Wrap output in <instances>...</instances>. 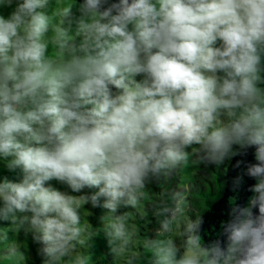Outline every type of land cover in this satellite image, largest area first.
Listing matches in <instances>:
<instances>
[{
  "label": "clouds",
  "instance_id": "9594fccd",
  "mask_svg": "<svg viewBox=\"0 0 264 264\" xmlns=\"http://www.w3.org/2000/svg\"><path fill=\"white\" fill-rule=\"evenodd\" d=\"M0 9H11L0 12V160L19 172L0 181V221L10 222L0 259L26 264L9 237L23 231L42 245L43 264H92L84 249L97 232L82 223L91 203L108 210L113 264H264V0H0ZM253 147L252 195L231 201L222 238L205 241L183 191L151 199L154 238L120 212L143 209L154 174ZM53 180L98 191L71 195Z\"/></svg>",
  "mask_w": 264,
  "mask_h": 264
},
{
  "label": "trees",
  "instance_id": "16d2710c",
  "mask_svg": "<svg viewBox=\"0 0 264 264\" xmlns=\"http://www.w3.org/2000/svg\"><path fill=\"white\" fill-rule=\"evenodd\" d=\"M254 152L253 147L246 152L241 151V154L231 159H226L220 165L206 163L207 166L195 175L192 183L185 181L179 172H173L168 176L154 174L148 185L150 200L141 210L131 209L136 217V225L140 228L144 224L151 231H155L159 225L153 215L151 199L170 198L174 193L183 191L188 194V202L191 206L189 210L194 213V217L197 213L203 215L204 224L201 234L205 241L222 238L219 237L221 225L229 219L231 201L235 199L237 203L246 205L249 196L252 195L249 188L256 183V180L245 173L248 164L256 163ZM238 161L240 166L236 167ZM241 175L244 177L242 186L233 190V181ZM207 184L211 186V189H208ZM185 186H188V189ZM102 208L96 207L95 211L99 212ZM99 232L98 237L104 236L102 230Z\"/></svg>",
  "mask_w": 264,
  "mask_h": 264
},
{
  "label": "rangeland",
  "instance_id": "374dc122",
  "mask_svg": "<svg viewBox=\"0 0 264 264\" xmlns=\"http://www.w3.org/2000/svg\"><path fill=\"white\" fill-rule=\"evenodd\" d=\"M72 0H55L57 6L71 3ZM54 4V0H50V7ZM11 9H0V12L7 15ZM73 17H77L79 15L78 10L74 7L73 10ZM74 26V25H73ZM141 77H137L140 79ZM192 159H197L196 156H193ZM199 163V164H190L181 174V176L187 181L188 183H192L195 179V175L198 174L199 171H203L207 164ZM5 177L10 180H18L19 179V172H11L5 166V163L0 160V181H2ZM51 185L61 191L67 192L71 195H93L95 194L98 189L91 188V189H84L82 193H72L71 189L67 187V185L61 184L58 181H50ZM208 189H211V186L207 184ZM188 189V186H185ZM103 203V198H100V204ZM102 207V206H96ZM91 203L84 205L83 211V225H88V223L92 226L93 230L97 232V235L94 236L91 241L89 242L90 246L84 251L86 254L90 255L92 264H113V257L109 252V248L107 245L106 238L104 236L98 237L99 231L103 229L104 218L108 214V210L105 208L99 209V212L95 211V208ZM132 208H121L120 212H130ZM134 211H138L136 209H132ZM140 214V213H139ZM189 215L194 217V213L189 210ZM133 222L136 224V217L132 214ZM89 225V226H90ZM10 226V222L8 221H0V228H7ZM140 235L142 238H154L155 231H151L148 229L147 225H141ZM9 237H14L18 244L21 246V251L26 256V264H43L44 257L40 252L42 245L33 242L31 235H25L23 231H20L18 234H14L9 232ZM143 252V248L140 249ZM2 254V252H0ZM0 264H12V262L5 261L0 259ZM14 264H23V257H18Z\"/></svg>",
  "mask_w": 264,
  "mask_h": 264
}]
</instances>
